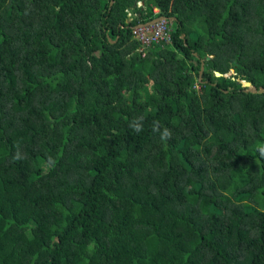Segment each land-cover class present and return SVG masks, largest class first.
Returning a JSON list of instances; mask_svg holds the SVG:
<instances>
[{"label":"trees","instance_id":"16d2710c","mask_svg":"<svg viewBox=\"0 0 264 264\" xmlns=\"http://www.w3.org/2000/svg\"><path fill=\"white\" fill-rule=\"evenodd\" d=\"M110 1L0 0V264H264V0Z\"/></svg>","mask_w":264,"mask_h":264},{"label":"built area","instance_id":"2783aa9c","mask_svg":"<svg viewBox=\"0 0 264 264\" xmlns=\"http://www.w3.org/2000/svg\"><path fill=\"white\" fill-rule=\"evenodd\" d=\"M132 34L140 41L142 46H147L160 40L171 41L170 26L168 25V20L165 19L134 26L132 27Z\"/></svg>","mask_w":264,"mask_h":264},{"label":"water","instance_id":"95a60500","mask_svg":"<svg viewBox=\"0 0 264 264\" xmlns=\"http://www.w3.org/2000/svg\"><path fill=\"white\" fill-rule=\"evenodd\" d=\"M112 3H113V0L110 1V5ZM159 19L175 20V17L167 18L166 16H158V17L152 19L151 21H149L147 23H153V22H155V21H157ZM137 25H139V24H137ZM181 36L183 37L184 35L182 34ZM109 41L110 42H114V40H112V39H109ZM195 55H197V54H195ZM203 68H204V66H203V63L201 62V66H200V70H199V79H200V76H201V74L203 72ZM214 74H215V76H220L221 75L219 72H215ZM237 83H240L241 84V87H243V90L245 92H251V93H262V92H264V87L263 86H258L257 87V86L253 85L249 81H246V80H237Z\"/></svg>","mask_w":264,"mask_h":264},{"label":"clouds","instance_id":"9594fccd","mask_svg":"<svg viewBox=\"0 0 264 264\" xmlns=\"http://www.w3.org/2000/svg\"><path fill=\"white\" fill-rule=\"evenodd\" d=\"M133 127L135 128V130L137 132H139L141 130V124L140 123H135L133 125ZM171 137V132L167 129L164 130V132L162 133V139H167V138H170ZM259 154L261 157H264V146H261L259 148ZM17 158H20L19 156Z\"/></svg>","mask_w":264,"mask_h":264},{"label":"rangeland","instance_id":"374dc122","mask_svg":"<svg viewBox=\"0 0 264 264\" xmlns=\"http://www.w3.org/2000/svg\"><path fill=\"white\" fill-rule=\"evenodd\" d=\"M138 5H142V2H139ZM156 11H157V10H156ZM141 24H142V23H141ZM171 24H172V23H171ZM171 24H170V26H171V27H174V25L172 26ZM139 25H140V24H139ZM135 26H136V25H135ZM137 26H138V25H137ZM226 75H227V74H226Z\"/></svg>","mask_w":264,"mask_h":264}]
</instances>
